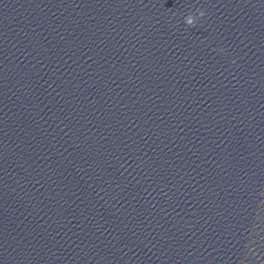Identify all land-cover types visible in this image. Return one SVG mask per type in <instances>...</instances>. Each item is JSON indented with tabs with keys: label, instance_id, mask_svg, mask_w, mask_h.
<instances>
[{
	"label": "water",
	"instance_id": "95a60500",
	"mask_svg": "<svg viewBox=\"0 0 264 264\" xmlns=\"http://www.w3.org/2000/svg\"><path fill=\"white\" fill-rule=\"evenodd\" d=\"M0 103V264H264V225Z\"/></svg>",
	"mask_w": 264,
	"mask_h": 264
},
{
	"label": "clouds",
	"instance_id": "9594fccd",
	"mask_svg": "<svg viewBox=\"0 0 264 264\" xmlns=\"http://www.w3.org/2000/svg\"><path fill=\"white\" fill-rule=\"evenodd\" d=\"M205 15H206V10H204L203 8H197L195 12H189L185 16L184 23L186 26L194 28L198 23V19L203 18ZM213 51L216 50L213 49ZM219 51L223 52L224 49H220ZM233 63H235V61H233Z\"/></svg>",
	"mask_w": 264,
	"mask_h": 264
}]
</instances>
